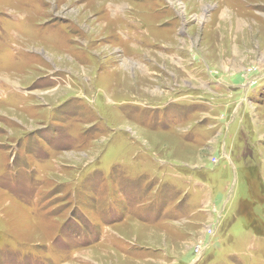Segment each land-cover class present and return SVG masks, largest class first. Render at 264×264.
I'll list each match as a JSON object with an SVG mask.
<instances>
[{
    "label": "rangeland",
    "instance_id": "obj_1",
    "mask_svg": "<svg viewBox=\"0 0 264 264\" xmlns=\"http://www.w3.org/2000/svg\"><path fill=\"white\" fill-rule=\"evenodd\" d=\"M0 264H264V0H0Z\"/></svg>",
    "mask_w": 264,
    "mask_h": 264
},
{
    "label": "water",
    "instance_id": "obj_2",
    "mask_svg": "<svg viewBox=\"0 0 264 264\" xmlns=\"http://www.w3.org/2000/svg\"><path fill=\"white\" fill-rule=\"evenodd\" d=\"M196 263L198 262V261H195Z\"/></svg>",
    "mask_w": 264,
    "mask_h": 264
}]
</instances>
